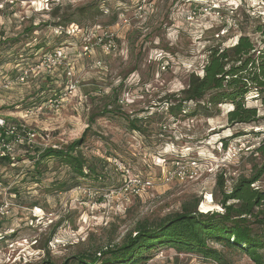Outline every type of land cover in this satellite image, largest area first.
<instances>
[{"label": "rangeland", "instance_id": "rangeland-1", "mask_svg": "<svg viewBox=\"0 0 264 264\" xmlns=\"http://www.w3.org/2000/svg\"><path fill=\"white\" fill-rule=\"evenodd\" d=\"M59 3L55 17L52 10ZM209 7L221 9L227 20L215 17ZM64 18L74 20L67 37L61 35L65 27L55 25ZM32 24L37 29L25 32ZM225 25L229 32H223ZM258 27L264 29V0H0V37L20 35L15 51L47 42L38 62L61 35L66 54V64L49 75L33 76L0 93V113L24 122L52 145L71 143L87 132L85 155L107 164L104 179H82L78 187L58 192L49 190L48 182L61 180L67 170L51 160L47 180L23 184L20 196L9 189L20 184L31 160L16 165L19 173L6 171L9 186H0V264H39L47 257L62 264L80 252L120 242L138 221L161 219L197 198L198 211H223L216 199V176L224 170L230 190L239 176L251 174L258 162L252 151L264 138V103L250 93L247 104L257 107L259 120L231 125L230 103L219 105L211 116L200 112L190 117L189 111L170 116L169 95L180 94L192 72L204 74L210 47L232 46L240 35L264 47ZM109 38L112 48L105 45ZM8 54L13 56L4 52L8 59ZM11 68L5 64L4 69ZM68 73L77 86L59 111L25 114L36 111L31 106L45 95L57 98L70 88ZM113 90L121 112L145 118L139 123L142 132L132 130L117 109L103 113L105 104L114 101ZM262 176L254 185L258 189H264ZM135 178H149L154 186L137 194ZM229 255L233 264H254L245 254ZM146 264L199 262L163 248Z\"/></svg>", "mask_w": 264, "mask_h": 264}, {"label": "trees", "instance_id": "trees-1", "mask_svg": "<svg viewBox=\"0 0 264 264\" xmlns=\"http://www.w3.org/2000/svg\"><path fill=\"white\" fill-rule=\"evenodd\" d=\"M62 3L57 4L52 10L53 16H59ZM89 10L90 8L81 11ZM64 22L68 24L64 25ZM73 22L74 20L64 18L55 25L65 27L61 35L67 37L66 28ZM258 28V31L264 32L262 27ZM35 29L37 25L32 24L24 31L31 33ZM61 35L57 36V41L51 47L49 46L51 49L46 51L60 47L64 40ZM20 41L21 36L18 34L13 36L1 34L0 81L9 74L16 73L20 68L36 63L41 48L47 47V42H43L28 47L23 52L15 51L12 46ZM9 50L13 56L8 54L10 56L8 59L7 55L4 56V52L11 53ZM8 63H11L12 68L6 70L4 67ZM203 72L202 76L192 72L187 87L182 89L180 94L169 95L171 104L167 106L168 115L177 116L189 111L190 117L200 112L205 116H211L212 110H219V105L230 103L233 107L229 110L227 118L231 125L253 124L259 120L258 109L247 104V96L254 92L264 103V47H258L247 35H240L232 46H212L209 48ZM40 79H37L36 83L39 84ZM40 88L41 86L37 92L42 91L43 88ZM112 93H114V101L105 104L103 113L117 109L128 118L132 130L142 132L143 128L139 123L145 118H132L130 114L121 112L118 92L113 90ZM48 97L45 95L43 102ZM113 104L115 108L113 106L109 108ZM35 106L37 104L31 107ZM162 117L164 118V115ZM7 122L10 125L18 123V120L10 118ZM2 136L1 134L0 138ZM86 140L87 132L71 143L59 145L57 148L52 146L42 148L29 143L16 144L13 152L0 155V186H9L4 178L5 172L15 169L19 173L20 168L18 170L16 165L24 162L25 159H30L31 162L26 166L24 177L20 184L9 189V192L16 196H20L24 190L23 184L28 182L42 184L47 180L48 162L51 160L65 167L67 175L61 180L53 178L48 182L49 190L68 191L78 187L82 179H104L106 161L100 158L92 160L85 155L82 146ZM224 144L227 145V141H224ZM18 150L21 151L20 154ZM252 153L258 162L252 167L251 174L239 176L230 190L226 188L227 177L223 173L224 170L216 176L215 194L223 212L198 211L200 199L197 198L193 203L185 202L180 210L161 219L138 221L133 230L129 231L120 242L101 246L95 251L80 252L65 258L62 264H146V261L163 248L174 249L177 254L213 257L221 264H233L229 253L238 252L245 254L254 264H264V189L254 187L264 174V138ZM55 229L54 227L51 230L49 240L55 235L52 232ZM215 244L223 248H218ZM39 264L56 263L47 257Z\"/></svg>", "mask_w": 264, "mask_h": 264}, {"label": "built area", "instance_id": "built-area-1", "mask_svg": "<svg viewBox=\"0 0 264 264\" xmlns=\"http://www.w3.org/2000/svg\"><path fill=\"white\" fill-rule=\"evenodd\" d=\"M61 2V1H60ZM213 5H216V2H213ZM209 10L212 11L215 15V17L221 18V20L225 19V16H223L224 13L221 12V9L218 8H211L209 7ZM225 15V14H224ZM227 20V19H225ZM231 23V22H229ZM223 29V32H229V29L227 28V25H225ZM113 38L107 39L105 41V45L107 44L109 48L114 47V44L112 43ZM86 49L88 50V46H86ZM66 54L65 51H63L62 48L57 47V49L53 51H45L38 62L34 64H30L28 66H25L23 68H20L12 77H7L0 81V93L9 91L14 84H25L31 77L38 76L41 74L49 75L52 73L54 68H56L58 65L66 64L65 61ZM68 89L62 93V95H59V97L55 98L53 96H50L46 99V101L42 102V104L35 106L36 111H31L27 109L25 114H32L34 112L41 113L43 110H54L59 111V109L62 107V102L65 101L66 97H68V91L74 89L77 86L76 80H73V77L71 73H68L67 78ZM33 108V109H34ZM3 135L0 138V155H6L8 153L13 152L14 146L16 144H22V143H29V144H35L42 148L52 146L54 148H57L58 145H52L47 142V139H43L41 141L39 139V136L35 133L34 130L29 129L26 124L22 121H18V123L14 124H8L7 118H5L0 113V135ZM49 135H47V138L49 140ZM169 177V176H167ZM191 177V176H190ZM134 186L138 187V189H134L135 193H140L144 189H150L154 186L153 182L149 178L142 179H133ZM127 187L125 186V190H127ZM256 189L258 187L254 186ZM224 211V210H223ZM222 211V212H223ZM203 212V211H202ZM189 255V254H187ZM190 258H193L194 260L198 261L199 264H221L218 260L214 259L213 257H204L201 255H189Z\"/></svg>", "mask_w": 264, "mask_h": 264}]
</instances>
